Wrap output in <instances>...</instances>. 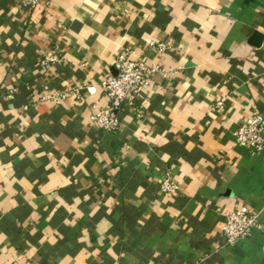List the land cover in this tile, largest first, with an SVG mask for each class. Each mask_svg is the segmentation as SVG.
<instances>
[{
  "label": "crops",
  "instance_id": "obj_1",
  "mask_svg": "<svg viewBox=\"0 0 264 264\" xmlns=\"http://www.w3.org/2000/svg\"><path fill=\"white\" fill-rule=\"evenodd\" d=\"M263 34L264 0H0V264H264L262 230L223 232L264 222V150L234 135L264 114ZM122 53L161 71L108 131Z\"/></svg>",
  "mask_w": 264,
  "mask_h": 264
},
{
  "label": "built area",
  "instance_id": "obj_2",
  "mask_svg": "<svg viewBox=\"0 0 264 264\" xmlns=\"http://www.w3.org/2000/svg\"><path fill=\"white\" fill-rule=\"evenodd\" d=\"M20 1L30 8L42 4V0ZM158 45L162 49L166 47L164 43ZM262 46L264 47V41ZM115 68L116 73L110 74L102 83L111 103L91 115L95 122L108 131L120 128L119 112L134 106L137 98L150 83L152 75L161 71L158 65H148L146 58H135L129 53H122L117 57ZM234 135L239 144L250 148L252 154H261L264 150V114L253 112L235 130ZM161 188L166 193H175L179 191L180 184L167 176L163 178ZM256 228L264 232V222L261 221L259 213L252 211L249 206L243 205L225 212L223 232L228 246H234L250 237Z\"/></svg>",
  "mask_w": 264,
  "mask_h": 264
},
{
  "label": "water",
  "instance_id": "obj_3",
  "mask_svg": "<svg viewBox=\"0 0 264 264\" xmlns=\"http://www.w3.org/2000/svg\"><path fill=\"white\" fill-rule=\"evenodd\" d=\"M263 38H264V34H263ZM255 43L258 44V43H260V42L257 41V42H255Z\"/></svg>",
  "mask_w": 264,
  "mask_h": 264
}]
</instances>
